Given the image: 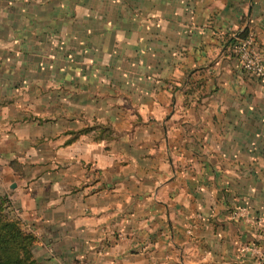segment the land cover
I'll use <instances>...</instances> for the list:
<instances>
[{"label": "crops", "instance_id": "crops-1", "mask_svg": "<svg viewBox=\"0 0 264 264\" xmlns=\"http://www.w3.org/2000/svg\"><path fill=\"white\" fill-rule=\"evenodd\" d=\"M76 18L93 69L48 60L16 110L15 76ZM244 27L264 55V0H0V129L36 117L3 138L30 160L9 196L39 264H255L264 80L231 51ZM86 118L113 138L65 143Z\"/></svg>", "mask_w": 264, "mask_h": 264}, {"label": "rangeland", "instance_id": "rangeland-1", "mask_svg": "<svg viewBox=\"0 0 264 264\" xmlns=\"http://www.w3.org/2000/svg\"><path fill=\"white\" fill-rule=\"evenodd\" d=\"M73 21L74 20H71L70 23L69 35L56 34L53 36V40L55 42L53 54L49 55V53H51L50 50L46 52L44 51V48L47 46L46 44L39 45V47L40 46L41 47L38 48V52H36L35 54L36 56L35 58L37 59V63L34 66L35 72H32L34 70L30 72L32 68H29L27 70L28 72L25 71L26 70L25 68H22L23 70L22 73L17 74L15 76V78H17L15 82V87L11 86L9 90H11V92L13 91L14 93H16V96H20V98H17L15 102L16 110L17 108H19L23 113L29 112V109L31 108L30 106L33 104L35 100H33L34 97L32 95L27 94V91L35 90L36 87L39 88L37 82H39V80L42 81V79L45 78L44 71L47 68L46 64L48 60L55 63H60L62 61L65 62V64L68 65V69L73 74L78 73L80 70L85 71V68L93 69L92 67L81 65L84 63L85 60H87L86 62H89L91 60V58L93 57V49L92 46L87 47V45H84L81 40L82 35H80L78 32V28H81V23L77 24L78 23L77 18L75 23H73ZM61 37L63 39H61ZM38 90H40V88ZM12 101L13 100L11 98H8L4 100V103L7 104ZM21 112L19 114L20 116L19 120L18 118L16 119L9 118L6 122V126H5L6 128L0 129V193L6 194L7 199H9L10 204L12 205V208L14 206L9 196V193L12 191V188H10L8 184L15 181L17 182L19 180V178L21 177L20 174H22V166L24 165L25 162L30 163V160L28 161L27 159L24 158L25 152L22 149H24L23 147L25 143L21 144V146L23 145V147L20 146L19 150H15V148L13 149L14 145L11 146L8 143V141L4 140L3 138H5V136L9 134V130L13 127L14 123L18 122L17 124H20L18 126L22 129H24V126H31V125L36 126L35 116H31V115L27 116L25 114H21ZM16 114L14 115L15 117ZM6 115L13 116L8 112L6 113ZM84 122L87 124L84 128H88V132L85 133L87 138H90L92 140L98 139L97 136L99 133L98 128H93L94 125L99 124L98 120H91L86 118V120L84 119ZM89 128H93V129L90 130ZM22 132L23 131H20L18 132V134ZM114 134L115 132H113V130L111 129V135L114 136ZM103 140L104 142L109 141V139L106 138ZM91 172H95V171L94 170L89 171V173ZM92 175L93 174H91L90 176Z\"/></svg>", "mask_w": 264, "mask_h": 264}, {"label": "trees", "instance_id": "trees-1", "mask_svg": "<svg viewBox=\"0 0 264 264\" xmlns=\"http://www.w3.org/2000/svg\"><path fill=\"white\" fill-rule=\"evenodd\" d=\"M248 36L247 27L238 31L235 36H229L231 51L237 56V45ZM98 128V139H112L111 129L107 125H94ZM93 128H89L90 130ZM88 128L68 132L70 136L65 143L75 139L79 134H85ZM36 236L25 226L13 212L12 205L5 193H0V264H39L33 255V245Z\"/></svg>", "mask_w": 264, "mask_h": 264}, {"label": "built area", "instance_id": "built-area-1", "mask_svg": "<svg viewBox=\"0 0 264 264\" xmlns=\"http://www.w3.org/2000/svg\"><path fill=\"white\" fill-rule=\"evenodd\" d=\"M237 59L239 66L245 72L264 80V55L258 53L253 49L251 36L248 34L246 38L241 40L236 48ZM245 212L244 207H237L231 212L233 216L243 215ZM256 236L264 235V226L258 224ZM241 250H248L253 257L255 264H264V249L253 241L249 245H245Z\"/></svg>", "mask_w": 264, "mask_h": 264}]
</instances>
